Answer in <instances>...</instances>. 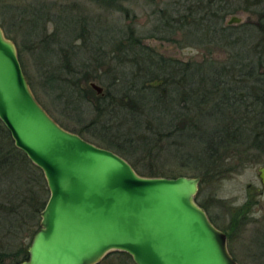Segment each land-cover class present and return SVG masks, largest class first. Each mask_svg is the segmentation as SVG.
<instances>
[{
  "label": "trees",
  "instance_id": "1",
  "mask_svg": "<svg viewBox=\"0 0 264 264\" xmlns=\"http://www.w3.org/2000/svg\"><path fill=\"white\" fill-rule=\"evenodd\" d=\"M94 1L119 8L115 5L123 0ZM213 2L210 1V8L214 7ZM255 2L261 4V0ZM8 8L15 15L24 13L18 8ZM2 11L4 8L0 6V13L6 18ZM230 11L226 9L225 15L231 14ZM178 16L175 22L183 27L193 26L192 31L209 28L224 34L235 30L232 27L218 29V22L205 23V19L201 21L204 25L196 18L190 22L189 17L180 12ZM170 18L174 23L175 17ZM39 19L44 20V16ZM7 20L10 21L6 23L9 31H15L16 21ZM31 23L32 19L22 21L19 26L23 29ZM72 24V28L64 25L66 33L74 32L75 23ZM0 26L6 34L4 24ZM167 27L171 28L170 21L161 25L165 31ZM257 30L258 44L248 55L240 53L221 66L211 64L205 69L202 65L195 70H191L190 64L158 58L148 49L143 51L145 47L131 30L127 55L135 58L132 63H136L140 74L131 75L123 67L120 77L116 78L121 81L117 80L106 90L103 88L100 95L92 89L91 83L89 88H83L72 74V78L64 77V73L62 76L51 74L47 85L58 93L59 106L70 114L79 112L77 119L69 120L76 126L72 133L122 156L139 175L177 178L191 173L190 177H200L201 182L224 179L249 164L264 166V7L259 12ZM119 47L123 49V44ZM71 61L66 57L68 71L74 68ZM98 72L96 66L86 74L84 81L88 82L90 77L101 79ZM87 103L95 113L88 124L83 119L89 112ZM54 120L69 131L66 125ZM168 155L178 160L176 170H167ZM49 196L43 172L15 146L0 121V229L17 238L25 227H30V221L36 222ZM199 205L208 212L206 205ZM250 208L249 203L236 213L231 230L238 225V217L248 221ZM12 246L10 243L0 246L1 264L8 257L14 258L11 259L13 264L28 258V250L21 247L13 252ZM113 253L130 257L122 252Z\"/></svg>",
  "mask_w": 264,
  "mask_h": 264
},
{
  "label": "water",
  "instance_id": "2",
  "mask_svg": "<svg viewBox=\"0 0 264 264\" xmlns=\"http://www.w3.org/2000/svg\"><path fill=\"white\" fill-rule=\"evenodd\" d=\"M0 121L50 192L21 264H99L113 252L135 264H238L227 234L196 200L201 178L141 176L122 156L61 127L36 99L1 26ZM258 173L264 188V166Z\"/></svg>",
  "mask_w": 264,
  "mask_h": 264
},
{
  "label": "rangeland",
  "instance_id": "3",
  "mask_svg": "<svg viewBox=\"0 0 264 264\" xmlns=\"http://www.w3.org/2000/svg\"><path fill=\"white\" fill-rule=\"evenodd\" d=\"M210 1H214L213 8L209 6ZM255 1L123 0L115 5L117 8L94 0H0V6L4 8L2 12L6 15L4 18L0 13V23L7 30V38L17 47L23 72L36 99L54 119L73 132L76 126L70 124L69 120L72 117L77 119L79 112L70 114L57 104L58 93L47 85L51 74L62 76L64 73L67 78H72V74L85 89L89 88L90 83H95L105 90L115 85L117 80L121 81L116 78L120 77L123 67L131 75L140 74L136 63H132L135 58L127 55V50H130L127 39L131 30L141 40L140 45L145 47L143 51L148 49L158 58L182 65L190 64L191 70L202 65L205 69L211 64L221 66L235 55H248L255 50L259 40V12L264 7V0L260 5ZM10 6L21 9L23 15L10 12ZM226 9H230L231 14L225 15ZM179 12L186 14L190 22L195 18L200 22L205 19V23L208 20L218 22V29L232 27L235 30L224 34L208 27L201 28L199 32L195 28L192 31L193 26L183 27L175 22L179 20ZM169 14L175 17L174 23ZM41 16H44L42 21L39 19ZM233 17H239L241 23L229 25ZM7 19L16 21L18 26L14 28L15 31H9L7 25L10 21ZM31 19L32 23L27 27L22 29L19 26L22 21L31 22ZM166 21L171 23L167 31L161 29ZM72 23H75L74 32L71 34L69 30L66 33L64 25L69 24L72 28ZM121 43L123 49L119 47ZM66 57L72 60L73 71L66 68ZM96 66L99 67L101 79L90 77L88 82L84 81L86 74ZM86 107L89 112L87 115L85 113L83 119L88 124L95 113L92 105L87 103ZM93 144L104 148L98 142ZM169 156L167 170H176L178 160ZM260 167L249 164L238 168L227 178L203 181L197 195L198 203L208 207L207 214L215 226L229 236V251L240 264H264V188L258 176ZM140 168L143 170V166ZM191 175L188 173L187 176ZM249 203L248 221L238 217V225L231 230L236 213ZM40 222V216L34 224L30 221V227L22 229L17 238L0 229V246L10 243L13 252L21 247L29 250L34 235L40 229ZM13 252L8 251L9 254ZM11 259L14 258H5L3 264H13ZM99 264L135 263L131 257L110 253Z\"/></svg>",
  "mask_w": 264,
  "mask_h": 264
},
{
  "label": "flooded vegetation",
  "instance_id": "4",
  "mask_svg": "<svg viewBox=\"0 0 264 264\" xmlns=\"http://www.w3.org/2000/svg\"><path fill=\"white\" fill-rule=\"evenodd\" d=\"M210 218V217H209ZM211 220V219H210ZM215 225V224H214ZM228 236V235H227ZM228 243H229V236H228ZM231 253V252H230ZM231 255H232V253H231ZM233 256V255H232ZM233 258L235 259V261L238 263V264H240L237 260H236V258L233 256ZM257 258H259V257H257ZM29 259V256H28V258L25 260V261H22L21 263H23V262H26L27 260ZM21 263H19V264H21ZM1 264V263H0Z\"/></svg>",
  "mask_w": 264,
  "mask_h": 264
}]
</instances>
